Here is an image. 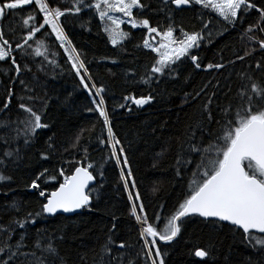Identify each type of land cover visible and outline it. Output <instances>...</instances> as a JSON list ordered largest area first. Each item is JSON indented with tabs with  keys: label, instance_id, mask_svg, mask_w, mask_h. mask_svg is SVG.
Returning <instances> with one entry per match:
<instances>
[{
	"label": "snow or ice",
	"instance_id": "6c2138e0",
	"mask_svg": "<svg viewBox=\"0 0 264 264\" xmlns=\"http://www.w3.org/2000/svg\"><path fill=\"white\" fill-rule=\"evenodd\" d=\"M186 11L196 14L198 28L187 30L177 21V14ZM85 12L98 17L112 48L122 51H127L125 42L132 39L131 30H145L142 42L135 47L152 56L139 77V82L149 87L179 80L186 62L191 72L219 73L227 66L223 58L205 63L198 50L229 30L239 31L242 50L234 51V59L227 61L244 65L235 73L239 81L235 90L230 75L227 91L222 92L219 81L208 80L191 94L193 100L204 97L200 118L177 138L179 148L173 164L175 176L186 184V190L167 213L161 205L149 215L140 192L131 190L136 183L128 151L113 129L108 89L97 83L87 56L66 32L68 17L82 19ZM151 14H162L164 23L157 20L153 24ZM16 17L19 22L10 19ZM51 44L62 49V54L52 51ZM61 55L66 57L64 63L76 86L89 97L91 106L85 110L97 114L101 130L95 131V123L82 128L70 145L63 147V152L74 153L63 158L68 168L61 165L54 173L43 168L25 184L27 191L35 190L40 198L37 209L15 200L0 207V264H69L57 243L64 239L62 230L36 229L32 233L30 227L61 215L100 211L94 204L104 198L107 167L119 170L117 191L127 193L136 243L117 240L119 217L109 210L111 226L99 250H94L93 264H166L162 245L172 244L190 224L213 232L227 230L264 257V0H0V86L4 92L0 96V184L12 181L5 170L23 159L24 150L35 144L40 130L52 127L45 118L52 99L47 81L65 71L57 59ZM110 62L117 63L115 59ZM189 78L185 77V82ZM189 95L185 93L186 102ZM154 99L151 91L141 96L126 94L119 107L132 112V105L143 108ZM90 147L106 155L96 161ZM57 151L53 136H49L38 159L47 161ZM49 182L58 186L46 190L43 185ZM191 255L204 264L212 259L208 248L195 247ZM80 261L87 264L86 255H81ZM247 261L261 264L252 257Z\"/></svg>",
	"mask_w": 264,
	"mask_h": 264
},
{
	"label": "trees",
	"instance_id": "16d2710c",
	"mask_svg": "<svg viewBox=\"0 0 264 264\" xmlns=\"http://www.w3.org/2000/svg\"><path fill=\"white\" fill-rule=\"evenodd\" d=\"M195 15L192 11L178 13L177 21L182 22L187 30H192L194 26L199 27V21L194 19ZM81 17L82 19L68 17L65 21L66 32L73 44L87 56L90 61L89 67L97 83L104 84L108 89L106 99L112 115L113 129L128 151L133 172L132 179L136 183V188L131 190L140 192L149 215L159 211L161 205L165 206L164 213H167L186 190V184L181 183L175 176L173 164L179 148L177 138L182 136L190 124L194 125L200 118L204 97L193 100L191 94L199 90L208 80H213L214 83L219 81L222 92L227 91L225 84L230 75L232 88L235 90L239 83L235 73L244 65L239 62L237 65L227 64V61L229 58L234 59V51L242 50L238 39L239 31L229 30L225 35L218 36L211 45L198 50L205 63L216 62L223 58L227 66L219 73L191 72L190 63L186 62L179 80H167L160 86L149 87L140 83L139 77L145 72V66L151 63L152 56L135 47V44L142 42L145 30H131L132 39L125 42L127 51H122L119 48H112L94 13L85 12ZM10 19L19 22V17ZM157 20L163 24V15L151 14V22L155 24ZM81 24L85 27H81ZM86 28H90L91 31ZM122 28L129 30L127 25H122ZM51 39L54 40V37ZM50 47L52 51L61 54L63 52L55 44H51ZM57 59L64 65L65 71L57 75L55 80L47 81L52 99L45 118L52 127L40 130L39 139L32 147L24 150L23 159L16 164H9L5 170V174L11 175L13 179L11 182L0 184V207L15 200L24 202L29 209H37L40 198L35 190L27 191L25 184L43 168H48L50 173H54L61 165L68 168L63 158L74 153L71 150L63 152V147L70 145L73 137L82 128H90L95 123V131L98 133L101 130V122L98 121L97 114L85 110L91 106L90 99L76 86L77 81L68 71L69 66L64 63L66 57L61 55ZM111 59H115L117 63H111ZM130 72H135L136 75L128 76L127 73ZM189 76L190 78L185 82V77ZM41 79L44 77L41 76ZM153 88L155 91L152 90ZM208 90L213 89L209 86ZM150 91L155 99L143 108L132 105V112H128L119 107V104L124 102V95L141 96L147 95ZM222 92L221 100L224 99ZM185 93L190 94L187 102ZM3 95V88L0 86V96ZM11 107L15 116V103ZM49 136H53L58 151L53 153L49 160L41 161L38 159V153L45 146ZM87 136L88 133H85V137ZM2 147L0 145V149ZM166 148L168 151L164 152L163 156L157 155ZM89 151L96 161H100L102 156L106 155L100 150H93L92 147ZM118 172V169L112 167L106 169L104 198L98 204H94V207L99 208L100 211L82 212L71 217L61 215L47 221H38L35 226L30 227V232L34 233L36 229L48 232L62 230L64 239L58 240L57 243L61 253L67 255L69 264H81V255H86L87 264H93L95 251L99 250L104 242L105 233L111 226L110 210L119 217L117 240H127L135 244L136 231L132 227L134 221L128 215L127 193L122 190L117 191ZM57 186V182L43 185L49 191ZM5 192L7 195H4ZM7 219L8 217L5 216L4 220ZM195 247L208 248L211 251L212 259H209L207 264H248V257L260 259L261 264H264V257L245 247L227 230L213 232L202 225L194 224L186 226L181 236L172 244L162 245V249L166 252V264H204L191 255Z\"/></svg>",
	"mask_w": 264,
	"mask_h": 264
},
{
	"label": "water",
	"instance_id": "95a60500",
	"mask_svg": "<svg viewBox=\"0 0 264 264\" xmlns=\"http://www.w3.org/2000/svg\"><path fill=\"white\" fill-rule=\"evenodd\" d=\"M76 214H66V215H62V216H66V217H71V216H74Z\"/></svg>",
	"mask_w": 264,
	"mask_h": 264
}]
</instances>
